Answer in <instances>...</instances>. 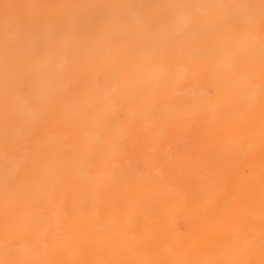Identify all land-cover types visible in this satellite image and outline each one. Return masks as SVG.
Masks as SVG:
<instances>
[{"label":"bare ground","instance_id":"1","mask_svg":"<svg viewBox=\"0 0 264 264\" xmlns=\"http://www.w3.org/2000/svg\"><path fill=\"white\" fill-rule=\"evenodd\" d=\"M0 264H264V0H0Z\"/></svg>","mask_w":264,"mask_h":264}]
</instances>
